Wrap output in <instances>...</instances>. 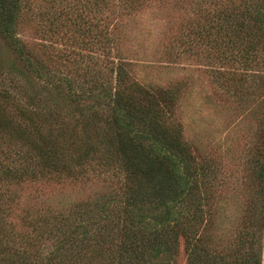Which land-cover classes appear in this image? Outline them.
<instances>
[{
  "label": "trees",
  "instance_id": "trees-1",
  "mask_svg": "<svg viewBox=\"0 0 264 264\" xmlns=\"http://www.w3.org/2000/svg\"><path fill=\"white\" fill-rule=\"evenodd\" d=\"M28 1L0 0V42L14 53L0 66L10 80L0 81V264H177L181 241L187 264H264V0H188L196 16L181 51L210 59L218 89L248 119L225 147L185 137L178 85L133 76L103 25L109 0H79L73 26L59 4L49 13L60 74L35 64L19 36ZM117 1L128 14L145 0ZM21 78L40 91L30 109L10 97ZM46 93L73 108L43 106ZM11 100L17 121L4 111ZM68 179L102 189L14 212L15 185Z\"/></svg>",
  "mask_w": 264,
  "mask_h": 264
},
{
  "label": "rangeland",
  "instance_id": "rangeland-1",
  "mask_svg": "<svg viewBox=\"0 0 264 264\" xmlns=\"http://www.w3.org/2000/svg\"><path fill=\"white\" fill-rule=\"evenodd\" d=\"M78 1L29 0L26 15L18 26L19 36L24 41L26 49H29L28 54L32 61L35 60L36 64V59L44 60L52 73L59 71L60 74L61 70H68V67L62 64L65 59H58L62 52L59 48L63 47L59 38L57 41L55 36L50 40L47 36L45 38L44 30L49 28L51 21L49 13L59 4L58 7H62L67 16L71 18L69 23L73 26L75 13L79 11ZM108 4L110 8L104 12L103 17L106 15L109 17L103 21V25L108 23L111 32L120 37L118 52L129 61L131 72L137 81L144 86H150L149 88L167 87L171 84L180 87L176 104L177 118L183 125L187 139L197 137L204 141L211 140L225 147L230 139L232 140L234 132L242 133L240 129L248 128L246 123L248 119L245 117L244 121L241 120L243 111H238L234 100L229 94L225 93V95V91L219 90L218 85L212 79L208 69L210 59L199 53L196 46L193 47L195 53L181 51L187 25L191 16H196L192 2L188 0H145L137 7V10L128 14L123 13L119 8L117 0H109ZM114 11L118 12L119 20L115 19ZM72 26L67 31L68 34L72 32ZM62 30H66V27ZM13 56L12 50L0 42V66L4 64L2 69H7L8 63L12 64ZM8 58L11 59L8 60ZM6 73L5 71L1 77L0 72V81L5 80L10 83ZM15 73L16 71H13L12 74ZM27 83L21 78L9 86V89L10 97L13 96L14 101L20 103L18 106L23 105L24 108L30 109L38 101V96L34 95L40 91L30 88ZM36 87L40 86L36 84ZM33 97L35 101H32ZM41 97L44 100L43 106L47 103L52 110L57 109L60 113L70 112L73 108L67 100L60 101L59 105L55 100L50 101L47 93L45 96L44 94L39 96L40 99ZM5 104L6 115L16 121L19 120V112L12 104V100ZM101 184L102 181L96 179L92 182L71 179L59 182L27 181L20 187L15 185L19 193V203L14 212L23 213L24 209H32V207L42 209L53 199L66 204L80 201L97 189L101 190ZM230 203L232 202L227 203L228 214L234 210V206ZM16 224L20 223L16 222ZM177 264H187L183 241L180 242Z\"/></svg>",
  "mask_w": 264,
  "mask_h": 264
}]
</instances>
